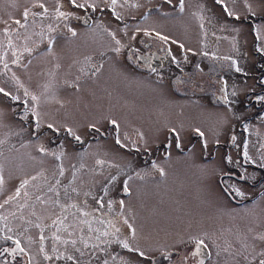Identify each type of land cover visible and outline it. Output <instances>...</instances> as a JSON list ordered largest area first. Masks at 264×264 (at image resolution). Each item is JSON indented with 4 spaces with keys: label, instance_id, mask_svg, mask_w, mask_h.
Returning <instances> with one entry per match:
<instances>
[{
    "label": "rangeland",
    "instance_id": "374dc122",
    "mask_svg": "<svg viewBox=\"0 0 264 264\" xmlns=\"http://www.w3.org/2000/svg\"><path fill=\"white\" fill-rule=\"evenodd\" d=\"M76 1L93 4V10L100 9L99 5L110 9L115 14L106 22L110 26L122 24L123 19H128V23L122 26L132 25L125 9L133 10L134 0ZM55 4V0H0L1 41L6 35L21 36L15 43L27 48L37 36L29 31L41 23L44 29L54 23L50 18L44 21L46 17L40 10L54 11ZM192 6L187 8L182 3L178 10L154 9L142 17V23L165 32L172 42L182 43L183 51L176 55L187 57L183 67L204 62L203 89L197 80L203 78L200 75L185 88L175 82L167 86L164 81L138 80L123 70L122 74L114 71L97 76L88 70L77 75V63H91L98 58V52L88 58L91 49L81 44L85 38L80 30L102 26V16L70 36L53 37L48 47H40L31 55L27 51V59L21 65L8 66L27 91L19 94L16 81L0 78V89L11 96H3L0 91V243L15 240L20 245L12 261L0 257V264H99V252L85 262L88 252L85 254L84 242L95 245L99 238L94 239L96 228L89 224L95 216L87 218L82 208L85 210L86 204L99 198L103 191L109 194L112 181L117 186V211L133 224L130 241L140 252L142 247L152 250L156 242L174 244L196 226L203 233L213 230L219 236L227 234L234 238L236 246L245 242L242 230L247 226L248 206L242 209L224 201L212 177L214 162H190L173 147L174 138L185 144L195 136L193 147L203 144L208 148L212 139L224 136L228 121L220 114L226 106L218 104L207 92L213 84V76H209L211 59L220 57L212 47L217 31L204 32L203 43L199 44L195 25L203 10L198 9L200 4L191 9ZM62 8L65 6L61 4ZM73 24L70 25L75 27ZM208 24L212 26V21ZM123 30L124 37L127 28ZM116 32L114 28L110 34L115 36ZM219 35L220 40L236 44L233 35L222 28ZM232 49L236 55L243 53V58L249 56L243 45ZM158 72L167 73L164 67ZM69 73L70 78L64 82L61 76ZM172 73L174 78V64ZM222 77L227 83L229 78ZM234 81H238L237 77ZM177 87L184 90L182 95L172 92ZM31 104L33 112L26 110ZM107 120L111 123L106 124ZM99 129L106 130V135L97 134ZM71 134L85 144L75 147ZM160 138L170 139L169 152L160 158L164 162L162 174L151 176L145 174L148 165H139L130 157L132 151L136 153L134 146L149 150L150 144ZM121 182L126 184V193L118 190ZM103 203L96 206L100 208ZM109 219L115 220L113 216ZM100 238L101 250L109 253L102 264H143L131 247L122 248L113 240L109 245L103 236ZM74 249L78 251L73 252ZM73 254L75 262L68 258ZM224 258L223 264H231L228 256ZM240 258L237 264L246 260L244 256Z\"/></svg>",
    "mask_w": 264,
    "mask_h": 264
},
{
    "label": "flooded vegetation",
    "instance_id": "af4514ba",
    "mask_svg": "<svg viewBox=\"0 0 264 264\" xmlns=\"http://www.w3.org/2000/svg\"><path fill=\"white\" fill-rule=\"evenodd\" d=\"M55 1L54 11L40 10L41 15L46 17L44 21L50 18L54 23L46 29L41 23L29 31L36 33L37 36L35 39H31L32 42L27 44V48H22L20 44L15 43L17 40H21V36L6 35L4 40L0 39V78L16 81L19 86L17 89L19 94L27 90L14 78L8 66L21 65L22 61L27 59L24 55L27 51L31 55L40 47H48L53 37L70 36L76 29L90 25L92 20L96 21L98 16L103 17L102 26L95 25L97 27L90 26V30H80L85 38V40H81V44L91 49L88 52V58L96 52H98V58L89 59L92 61L91 63L86 61L77 63V75L90 70L92 75L103 76L114 71L121 73L123 70L137 77L138 80L149 78L164 81L167 86L175 82L182 88L189 86L199 75L204 76V62L183 67L182 62H186L187 57L178 58L176 55L183 51L181 42H172L165 32L155 26L142 23V17L154 9L165 7L170 10H178L182 5L181 0H139L138 2L134 0L133 10L132 8L125 9L126 16L133 21L129 26H122L124 23H128V19H123L122 24L108 25L106 23L109 22L108 18L115 14L111 13L110 9L103 8L102 5H99L101 10H93V4L84 5L76 0ZM183 3L187 4V8L193 5L191 9L195 8L196 3L200 4L198 9L203 10L195 25L199 44L203 43L204 32L214 34L213 32L217 31L212 47L215 48L216 56L220 57L211 59L212 66L210 65L211 74L209 76H213L211 77L213 84L211 83L212 89H208L207 92H211L218 104L226 106V109L220 114L223 118L228 117V121L225 122L224 136L212 139L208 148H205L203 144L193 147L195 136H191L193 138L189 142L186 141L185 144L174 138V144H172L176 151L185 154L184 158L190 162L200 160V162H210L211 165L214 162L212 177H215V188L226 199L224 201L242 209H245L246 205L248 206L245 215L247 226L242 230L245 242L236 246L234 238L230 239L227 234L219 236L213 230L203 233L200 227L196 226L195 229L181 235L182 238L174 244L156 242L152 250H145L142 247L140 252L138 246L130 241L134 229L133 224H130V221L117 211L119 206L117 186L113 185L112 181L109 194L103 191L102 195L99 194V198L96 196L93 202L86 204L85 210L82 208L87 218L92 219L90 216H95V219L92 220L93 223L91 224L90 221L89 224L96 228L93 236L97 237L94 239L99 238L95 245L91 242L89 246L84 242L85 254L88 252L85 255V262L90 261L95 256L94 253L98 254V252L100 253L98 254L100 256L99 264L109 257L108 252L105 254L103 253L104 249L101 250L103 239L100 238V235L109 245L112 240L122 248L126 243L128 247H131V252L135 253L136 258L143 264H223V259L226 256L230 259L231 264L241 262L238 261L241 260V256L246 257L243 264H261V261H264V99H261L264 97V0H219V2L218 0H183ZM61 4L65 8L61 9ZM22 14L25 16L26 12L23 11ZM209 20L212 21V26L208 24L211 22ZM15 22L17 23L16 20ZM71 23H74L75 27H72ZM114 28H117L115 36L110 34ZM124 28L127 30L123 37ZM220 28L233 35L235 45L227 40L219 39ZM236 33H238L237 37H235ZM242 45L248 49L246 51L249 56L245 58H243V53L236 55L235 49H232ZM105 49L106 52H104ZM199 49L196 51L198 54H200ZM6 52L9 56H6ZM85 63L88 66L85 67ZM173 64L177 71L174 78L172 77ZM161 67L165 68L166 74L158 72ZM193 67L194 72L191 71ZM184 70L189 72L185 73ZM222 76L229 78L227 83ZM235 77L238 79L237 82L234 81ZM66 78H70V73L61 76L64 82H66ZM197 80L202 83L199 86L203 89L204 77ZM180 87L175 88L172 92L182 95L184 90H180ZM2 94L11 97L6 90H3ZM11 102L9 100V103ZM9 105L11 106V104ZM23 106V104L20 105L21 108ZM33 108L34 106L31 104L26 110L33 112ZM110 123V120L106 121V124ZM60 132L64 131L61 129ZM97 134L105 136L106 130L99 129ZM97 134H92L93 138H96ZM89 136H91L90 133ZM69 138L75 147L85 144V141L77 139L75 135L71 134ZM169 146V138H160L152 142L149 150H140L134 146L133 149L136 153L132 151L130 159L133 162H138L139 165H148L145 174L160 176L164 164L160 158L168 156ZM125 185V182H121L118 185V190L126 193ZM102 201H104L103 206L98 208L96 203L100 205ZM112 216L115 220L109 219ZM98 231L100 234H97ZM171 237L173 238V235ZM13 241L15 242V240ZM13 241L7 244L0 243V246L5 245L0 253L2 259L12 261L15 258ZM200 241L202 243H199ZM129 242H131L130 245ZM76 246L78 245L75 244ZM94 246H97L98 249H95ZM115 247L118 248L116 245ZM77 251L78 249L73 250V252ZM113 253H116V250ZM75 255L67 256L71 257V262H75ZM220 260L222 261L220 262Z\"/></svg>",
    "mask_w": 264,
    "mask_h": 264
},
{
    "label": "snow or ice",
    "instance_id": "6c2138e0",
    "mask_svg": "<svg viewBox=\"0 0 264 264\" xmlns=\"http://www.w3.org/2000/svg\"><path fill=\"white\" fill-rule=\"evenodd\" d=\"M218 2H219V0H218ZM113 3H115V0H113ZM183 3V0H181V4ZM80 7H83V5H80ZM18 23V22H17ZM162 39H167L166 37H161ZM0 91H2V89H0ZM33 99H35V98H33ZM261 99H264V97H262ZM49 127H52L51 125H49ZM77 139H79V137H77ZM118 143H119V141H118ZM25 183H27V182H25ZM23 186V185H22ZM199 243H202V241H200ZM124 247H128V245L125 243L124 245H123ZM69 259H71V257H68ZM261 264H264V261H261Z\"/></svg>",
    "mask_w": 264,
    "mask_h": 264
},
{
    "label": "water",
    "instance_id": "95a60500",
    "mask_svg": "<svg viewBox=\"0 0 264 264\" xmlns=\"http://www.w3.org/2000/svg\"><path fill=\"white\" fill-rule=\"evenodd\" d=\"M13 248H14V250H17V251H18L19 248H20V247H19V244H18L17 242H15V243L13 244ZM17 251H16V252H17ZM1 252H2V249L0 250V253H1Z\"/></svg>",
    "mask_w": 264,
    "mask_h": 264
}]
</instances>
